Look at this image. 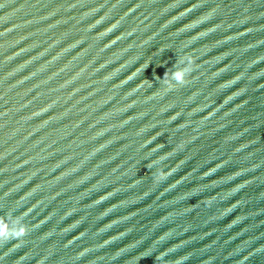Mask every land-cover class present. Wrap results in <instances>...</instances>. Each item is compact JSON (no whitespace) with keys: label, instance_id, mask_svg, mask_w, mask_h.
<instances>
[{"label":"water","instance_id":"obj_1","mask_svg":"<svg viewBox=\"0 0 264 264\" xmlns=\"http://www.w3.org/2000/svg\"><path fill=\"white\" fill-rule=\"evenodd\" d=\"M0 264H264V0H0Z\"/></svg>","mask_w":264,"mask_h":264}]
</instances>
